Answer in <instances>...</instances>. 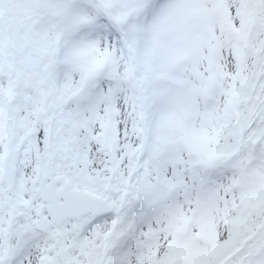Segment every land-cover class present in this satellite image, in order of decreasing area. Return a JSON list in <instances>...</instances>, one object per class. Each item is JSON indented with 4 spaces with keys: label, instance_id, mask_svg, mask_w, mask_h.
Masks as SVG:
<instances>
[{
    "label": "snow or ice",
    "instance_id": "obj_1",
    "mask_svg": "<svg viewBox=\"0 0 264 264\" xmlns=\"http://www.w3.org/2000/svg\"><path fill=\"white\" fill-rule=\"evenodd\" d=\"M0 264H264V0H0Z\"/></svg>",
    "mask_w": 264,
    "mask_h": 264
}]
</instances>
